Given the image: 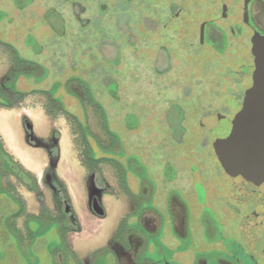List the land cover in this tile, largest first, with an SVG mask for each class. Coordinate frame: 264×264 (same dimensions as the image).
Listing matches in <instances>:
<instances>
[{"label":"rangeland","instance_id":"1","mask_svg":"<svg viewBox=\"0 0 264 264\" xmlns=\"http://www.w3.org/2000/svg\"><path fill=\"white\" fill-rule=\"evenodd\" d=\"M166 1L0 0V80L16 68L10 83L22 93L0 106V264H104L114 233L132 229L143 235L142 257L175 264L164 239L180 219L182 264L190 256L196 264H258L238 244L263 246L264 229L257 216L246 222L248 206L232 194L212 148L247 87L245 46L218 48L215 63L189 61L176 39L222 13L221 2ZM252 1L251 22L264 28V8ZM222 2L242 27L241 0ZM168 23L175 39L165 46L174 50L161 46ZM24 118L36 140L56 138L58 151L28 142ZM52 162L80 231L39 208L33 189ZM91 180L106 184L95 196L103 215L91 211ZM143 211L152 232L137 223ZM215 241L226 252L208 245Z\"/></svg>","mask_w":264,"mask_h":264},{"label":"flooded vegetation","instance_id":"2","mask_svg":"<svg viewBox=\"0 0 264 264\" xmlns=\"http://www.w3.org/2000/svg\"><path fill=\"white\" fill-rule=\"evenodd\" d=\"M149 1H150V4L151 3L153 4L154 2V0H149ZM160 1H161L160 4L162 5H165L167 2L166 0H160ZM220 2H221L220 9H222V13L219 12V14H216V16H208L206 19L201 20L198 23V27L196 29H192V31H190L191 30L190 29L188 31L189 35H188L187 40L185 41L180 40V39H176V40H178V42L181 43L182 47H185L187 49L186 51L189 52L190 54L189 61L195 64H198V65L199 64L201 65L200 60L202 59L204 60V63L205 62L215 63L214 60H215L216 54L218 53V48L220 47H221L220 53L224 54V51L228 48L232 49V51L230 52L242 53L241 48L245 46L244 52L246 54L244 53L243 57L241 58L242 66L240 68V74L243 76L242 77L243 79L241 81L245 82L247 84V87H245L241 93L239 91L240 95L238 93L237 99H236L237 103L240 101L239 103L241 104L240 105V108H241L242 103H243V98L245 96L246 91L250 90L253 86L252 74H253V71L255 70V62H254V57L252 55V49L254 46L252 39L254 36L255 37L259 36L261 38L264 37V34H261L260 32V31L264 32V28L257 25L256 19H253V20H254L255 25H257V27L251 22L250 6L251 4H253L252 0H241V8L239 9V6H238V10L241 11L242 16H243L242 27L236 26V24L233 22V19L231 18V15H230L231 13H229L228 5L225 2H222V0H220ZM254 2H255L256 7L260 6L261 8H264L260 4V2H258V0H255ZM167 5L169 6V4ZM245 6H246V16L244 15ZM181 10L182 9L179 8L178 10L179 12L173 13V16L174 17L178 16ZM223 10H225L224 15H223ZM182 11L185 12V9H183ZM190 11L191 10L187 11L186 13L187 14L192 13ZM253 12L254 13L256 12V8H253ZM254 18H255V15H254ZM169 27H170L169 23L163 25L164 35L166 36V38H164L165 40L163 41V44L161 46H162V49L164 50H167V48H170V46L168 47L165 46L166 44L165 41L167 43L168 42L172 43L173 39H175L173 36L169 35L168 33ZM33 42H35L34 38H33ZM0 43L4 44L6 42H3L0 40ZM170 49L174 50L175 48L173 47ZM5 53L8 54L10 58L14 57L15 59H17V56L8 50ZM194 60L196 62H194ZM213 70H215V66L212 68L211 71ZM14 71H16V68H13L6 78V80L9 82H7L6 80H5L6 82H3L0 80V99H1L0 102H2L0 103V106H5V107L11 106L12 104H11L10 99L12 97H18L19 95L22 94L16 88V82L10 83L11 78L15 76L12 74ZM159 73L165 74L162 72H159ZM239 109L237 111H239ZM27 124H29L31 128L33 127L32 124L29 122V120L27 118H24L23 125L26 126ZM28 133L29 131H27L26 134L28 135ZM214 137L215 136H213V139ZM213 139H212V142H213ZM50 140H51V143H43V144H44V148H46V150H48V152L52 155L54 149L55 151H58L57 139L54 137H51ZM55 160H57V158ZM52 164H53L52 167L50 166V168H47L44 170L41 181H37L33 189V193L38 197L39 201L41 202V205L39 208L42 209L45 207L46 209L44 211L48 214V216L56 218L60 222V225L63 226L68 232L74 233V232L80 231V227L78 225V221L75 217L72 206L70 204V200L68 198L65 186L62 184V182L58 179L56 175V172H55L56 164L55 162H52ZM220 167L224 175H226V177L229 178L230 183L228 184V186L231 187L232 194L234 192L236 193L235 195L236 197H238V200H237L238 203H240L241 205L247 204V206L250 208L248 209V207H246L244 209V212L246 214L243 217L246 219V222L250 220L251 218H253L254 216L255 217L257 216L258 217L257 219L259 220L258 225H262L260 227L264 229V207L260 205L258 206L255 203H253L250 199H248L243 194L242 190L240 189V186L232 179V177L226 171H224L221 165ZM96 188H97V190L95 191L96 194L104 192L106 191V184L104 182L99 183L96 185ZM172 188H174V186ZM204 188L207 192L208 185L204 184ZM44 190H47L49 194L48 195V199L50 203L49 206L46 203L47 200H45L42 194ZM95 196L96 195H93L92 198L94 199ZM93 199L90 200V207L93 204ZM91 211L93 212L92 207H91ZM138 214L139 215H138L137 223L143 225L144 227L143 229L146 230L145 231L146 233L152 232L153 226L151 225V223L150 222L144 223L143 221V219L145 218L144 217L145 212L144 211L138 212ZM182 221L183 219H180L178 225H175L172 228L171 233H169L170 239H171V242H170L171 245L170 244L166 245L169 250H173L174 252L172 258L175 261V264H182V262L180 261V258H181V255H185L184 254L185 252L181 251L180 245H179L181 244V241L185 240L186 238V230H184L183 228ZM219 227H220V230L224 229V227L221 226L220 224H219ZM165 232L166 230L164 228L162 230V233H165ZM114 235L115 237L112 240V244L108 248L109 252L111 253V256L108 259L106 258V260L104 261V264L105 262L107 264L109 263L111 264H157V263L161 264V262L149 261L146 257L141 256V251L143 250L144 239L142 237L143 235L137 230L132 229L126 232L124 231L122 232V234L114 233ZM212 244H216L213 247V250H221L222 252H226V250H224L221 245L220 247H218L217 241H215V243H210L208 245H212ZM238 246L244 247L246 251L245 254L247 256H250L256 259L257 260L256 262L258 264H259V261L260 262L264 261V245L263 246L260 244L256 245L253 247L252 250H250L249 246H247L246 244H238ZM185 260L186 262H184L183 264H196L197 263L194 257H191V256L188 258L186 257ZM84 263L92 264L91 261H87V260L84 261ZM237 264H239L238 261H237Z\"/></svg>","mask_w":264,"mask_h":264},{"label":"water","instance_id":"3","mask_svg":"<svg viewBox=\"0 0 264 264\" xmlns=\"http://www.w3.org/2000/svg\"><path fill=\"white\" fill-rule=\"evenodd\" d=\"M244 10L246 16V6ZM252 41L255 62L253 86L246 91L242 106L228 129L214 137L212 146L220 165L240 186L243 194L256 205L264 207V37L254 36ZM27 130L28 142L35 147H44L32 135L29 124ZM96 190L91 180L90 198L96 195ZM91 207L93 212L103 215L96 198Z\"/></svg>","mask_w":264,"mask_h":264},{"label":"crops","instance_id":"4","mask_svg":"<svg viewBox=\"0 0 264 264\" xmlns=\"http://www.w3.org/2000/svg\"><path fill=\"white\" fill-rule=\"evenodd\" d=\"M170 242H171L170 238L168 239V237H167V238L164 239V244L165 245L170 244Z\"/></svg>","mask_w":264,"mask_h":264},{"label":"trees","instance_id":"5","mask_svg":"<svg viewBox=\"0 0 264 264\" xmlns=\"http://www.w3.org/2000/svg\"><path fill=\"white\" fill-rule=\"evenodd\" d=\"M15 198H13V200H14ZM18 202V201H17ZM20 214V213H19Z\"/></svg>","mask_w":264,"mask_h":264}]
</instances>
